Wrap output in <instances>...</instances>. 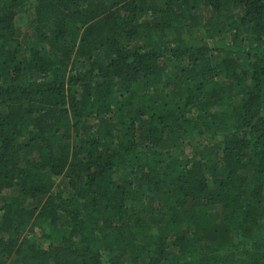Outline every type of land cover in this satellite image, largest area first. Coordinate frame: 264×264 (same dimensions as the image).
<instances>
[{"label": "trees", "instance_id": "16d2710c", "mask_svg": "<svg viewBox=\"0 0 264 264\" xmlns=\"http://www.w3.org/2000/svg\"><path fill=\"white\" fill-rule=\"evenodd\" d=\"M104 253L264 264V0H0V264Z\"/></svg>", "mask_w": 264, "mask_h": 264}, {"label": "rangeland", "instance_id": "374dc122", "mask_svg": "<svg viewBox=\"0 0 264 264\" xmlns=\"http://www.w3.org/2000/svg\"><path fill=\"white\" fill-rule=\"evenodd\" d=\"M32 11H28L27 14L24 13L23 16L20 17V23L18 25V32L22 35H26V27L31 19ZM109 261V255L107 253L103 254V264H106ZM142 264V263H138Z\"/></svg>", "mask_w": 264, "mask_h": 264}]
</instances>
